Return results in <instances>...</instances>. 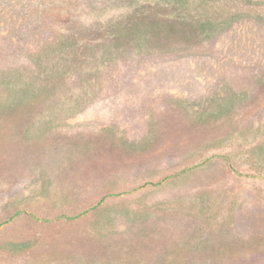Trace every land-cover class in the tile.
<instances>
[{
	"label": "rangeland",
	"instance_id": "obj_1",
	"mask_svg": "<svg viewBox=\"0 0 264 264\" xmlns=\"http://www.w3.org/2000/svg\"><path fill=\"white\" fill-rule=\"evenodd\" d=\"M0 264H264V0H0Z\"/></svg>",
	"mask_w": 264,
	"mask_h": 264
}]
</instances>
